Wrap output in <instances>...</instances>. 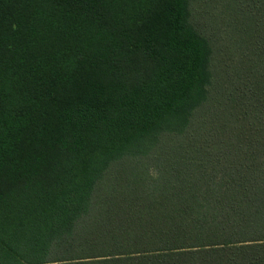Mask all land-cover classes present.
<instances>
[{
	"label": "trees",
	"instance_id": "obj_1",
	"mask_svg": "<svg viewBox=\"0 0 264 264\" xmlns=\"http://www.w3.org/2000/svg\"><path fill=\"white\" fill-rule=\"evenodd\" d=\"M193 1L0 0V264H264V0Z\"/></svg>",
	"mask_w": 264,
	"mask_h": 264
},
{
	"label": "rangeland",
	"instance_id": "obj_2",
	"mask_svg": "<svg viewBox=\"0 0 264 264\" xmlns=\"http://www.w3.org/2000/svg\"><path fill=\"white\" fill-rule=\"evenodd\" d=\"M259 2L261 0H194L191 3V21L197 30L211 42L215 55L228 61L234 52V43H238L243 50L250 47L247 41L250 40V30L255 25L251 20L245 21V17L259 13L257 12ZM160 144L167 145V150L171 153L176 151L178 145L174 135H169V139ZM143 152L145 149H142L140 154H147V150ZM150 153H153V148ZM145 159H150V156H146ZM133 165L128 164L124 167L125 172L122 173L124 178L132 176L130 170ZM112 172L118 174V169L114 167Z\"/></svg>",
	"mask_w": 264,
	"mask_h": 264
}]
</instances>
